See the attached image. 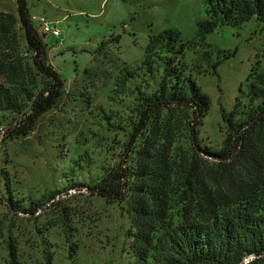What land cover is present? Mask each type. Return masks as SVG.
<instances>
[{
	"label": "rangeland",
	"instance_id": "obj_1",
	"mask_svg": "<svg viewBox=\"0 0 264 264\" xmlns=\"http://www.w3.org/2000/svg\"><path fill=\"white\" fill-rule=\"evenodd\" d=\"M25 2L40 34L42 17L60 31L57 37L44 32L43 39L64 88L25 136L3 139L10 116L0 111V264L133 263L126 202L107 203L97 193L69 185H92L106 168L131 160L130 150L144 127L138 95L152 91L159 78L142 68L149 38L174 29L183 42L196 40L197 25L207 17L206 0ZM0 12L17 19V1L0 0ZM15 30L24 51L19 23ZM202 51L209 54L197 73L192 65ZM182 60L210 100L208 114L194 124L197 141L218 149L226 132L221 108L230 111L236 99L246 101L242 91L248 75L264 69V21L252 16L238 26L220 24L206 35L205 44L186 49ZM124 71L131 76L116 86ZM183 115L169 112L163 121L178 141L187 134ZM200 157L203 167L213 165ZM54 190L61 193L35 210L8 206L9 198L27 207Z\"/></svg>",
	"mask_w": 264,
	"mask_h": 264
},
{
	"label": "trees",
	"instance_id": "obj_2",
	"mask_svg": "<svg viewBox=\"0 0 264 264\" xmlns=\"http://www.w3.org/2000/svg\"><path fill=\"white\" fill-rule=\"evenodd\" d=\"M16 1L17 19L0 12V111L10 116L3 139L27 135L64 88L48 61L44 32L34 26L25 0ZM205 10L196 40L183 42L174 29L149 38L142 68L159 78L152 91L138 95L144 127L130 150L131 160L106 168L92 185H69L95 189L107 203L126 202L136 258L129 264H264V69L248 75L242 91L246 101L236 99L230 111L221 108L226 132L213 149L199 144L192 126L208 114L209 97L182 60L186 49L205 44L206 35L220 24L238 26L252 16L264 21V0H206ZM16 23L24 33V51ZM208 54L196 57L192 68L197 73ZM130 74L120 73L116 86L122 87ZM166 112L188 117L185 138L178 141L166 131ZM200 156L213 165L203 167ZM60 193L54 190L27 207L11 198L7 202L12 209L32 211Z\"/></svg>",
	"mask_w": 264,
	"mask_h": 264
},
{
	"label": "built area",
	"instance_id": "obj_3",
	"mask_svg": "<svg viewBox=\"0 0 264 264\" xmlns=\"http://www.w3.org/2000/svg\"><path fill=\"white\" fill-rule=\"evenodd\" d=\"M40 25L42 26L43 31L45 33H49L55 37H57L60 34V31L58 30V28H56L55 24L52 23V21L48 20L47 18L42 17L40 19Z\"/></svg>",
	"mask_w": 264,
	"mask_h": 264
},
{
	"label": "water",
	"instance_id": "obj_4",
	"mask_svg": "<svg viewBox=\"0 0 264 264\" xmlns=\"http://www.w3.org/2000/svg\"><path fill=\"white\" fill-rule=\"evenodd\" d=\"M192 126L194 127V123H192ZM87 191H89V192H98L97 190H95V189H86Z\"/></svg>",
	"mask_w": 264,
	"mask_h": 264
}]
</instances>
